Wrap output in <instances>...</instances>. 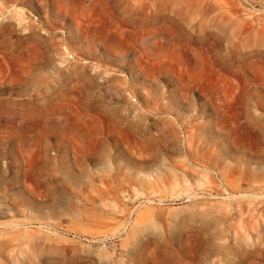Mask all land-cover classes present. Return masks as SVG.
Returning <instances> with one entry per match:
<instances>
[{"label": "rangeland", "instance_id": "374dc122", "mask_svg": "<svg viewBox=\"0 0 264 264\" xmlns=\"http://www.w3.org/2000/svg\"><path fill=\"white\" fill-rule=\"evenodd\" d=\"M0 264H264V0H0Z\"/></svg>", "mask_w": 264, "mask_h": 264}]
</instances>
